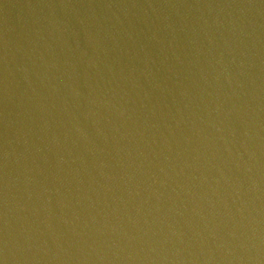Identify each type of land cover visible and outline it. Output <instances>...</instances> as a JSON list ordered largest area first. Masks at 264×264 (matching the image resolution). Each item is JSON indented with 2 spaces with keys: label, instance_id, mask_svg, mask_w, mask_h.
I'll return each mask as SVG.
<instances>
[{
  "label": "water",
  "instance_id": "obj_1",
  "mask_svg": "<svg viewBox=\"0 0 264 264\" xmlns=\"http://www.w3.org/2000/svg\"><path fill=\"white\" fill-rule=\"evenodd\" d=\"M0 264H264V0H0Z\"/></svg>",
  "mask_w": 264,
  "mask_h": 264
}]
</instances>
